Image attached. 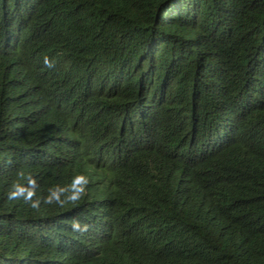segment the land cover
<instances>
[{"label":"trees","instance_id":"16d2710c","mask_svg":"<svg viewBox=\"0 0 264 264\" xmlns=\"http://www.w3.org/2000/svg\"><path fill=\"white\" fill-rule=\"evenodd\" d=\"M0 264H264V0H0Z\"/></svg>","mask_w":264,"mask_h":264},{"label":"clouds","instance_id":"9594fccd","mask_svg":"<svg viewBox=\"0 0 264 264\" xmlns=\"http://www.w3.org/2000/svg\"><path fill=\"white\" fill-rule=\"evenodd\" d=\"M73 227H74V228H75V227H78V225L74 224Z\"/></svg>","mask_w":264,"mask_h":264}]
</instances>
